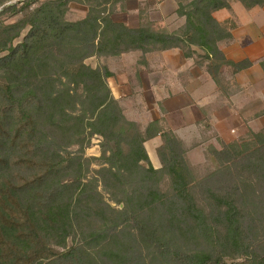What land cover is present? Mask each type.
I'll use <instances>...</instances> for the list:
<instances>
[{
    "label": "trees",
    "instance_id": "16d2710c",
    "mask_svg": "<svg viewBox=\"0 0 264 264\" xmlns=\"http://www.w3.org/2000/svg\"><path fill=\"white\" fill-rule=\"evenodd\" d=\"M38 1L0 12V54L6 53L0 57V264H128L123 228L136 221L145 242L156 243L165 227L156 225L154 216L164 213L169 227L192 218L193 226L179 228L183 236L199 242L191 235L202 230L208 245L169 251L174 264H264V259L250 258L228 262L214 251L205 211L191 192L184 142L165 128L164 120L144 132L129 121L109 87L113 74L108 66L86 63L132 51L145 55L180 49L219 83L223 68L236 74L253 65L228 60L220 49L233 40L237 24L233 19L220 23L214 14L231 10L233 0H176V14L185 23L175 31L155 29L152 23L131 28L95 9L69 21L74 0L33 6ZM236 1L248 10L264 6V0ZM6 14L22 18L7 24L1 20ZM142 15L148 17L140 12V20ZM27 27L28 34L15 44ZM260 65L264 72V61ZM94 136L103 139L99 158L86 155ZM156 136L163 141L159 169L145 148ZM221 143L222 150L213 148V155L221 165L232 164L237 144ZM104 192L124 207L110 204ZM211 193L224 209L227 229L218 241L243 245L238 208ZM77 236L81 241L69 247Z\"/></svg>",
    "mask_w": 264,
    "mask_h": 264
},
{
    "label": "crops",
    "instance_id": "0c3cea01",
    "mask_svg": "<svg viewBox=\"0 0 264 264\" xmlns=\"http://www.w3.org/2000/svg\"><path fill=\"white\" fill-rule=\"evenodd\" d=\"M136 1L137 7L128 9L127 14L139 21L140 4L150 0ZM149 4L151 7L156 5L151 9L159 8L162 15L161 23L154 24L156 29L168 27L169 31H175L185 23V19L176 14V0H153V4ZM231 7V10L222 9L214 14L220 23L234 18L237 24L232 31L233 40L221 43L220 49L228 60H250L253 65L236 74L231 72L225 90L220 84L224 71H229V67L221 70L220 82L217 83L194 59L185 58L180 49L145 55L141 51H132L118 57L101 58L113 74L108 84L126 118L137 123L143 132L152 122L164 120L165 128L172 130L189 149L192 147L189 158H201L198 148L202 146L193 148L194 138L201 133L200 129L213 127L224 141L234 140L230 135L232 130H222L225 114L235 117L244 127L253 128L254 117L248 113L250 97L264 96V72L260 65L264 61V6L248 10L233 0ZM152 12L149 16L154 21ZM170 20H178L180 25L172 29L167 26ZM125 24L131 28L140 26L139 22L137 25ZM256 120H264V115ZM162 145L161 136L145 143L150 162L156 169L162 167L158 156ZM154 154L158 162L153 158Z\"/></svg>",
    "mask_w": 264,
    "mask_h": 264
},
{
    "label": "rangeland",
    "instance_id": "374dc122",
    "mask_svg": "<svg viewBox=\"0 0 264 264\" xmlns=\"http://www.w3.org/2000/svg\"><path fill=\"white\" fill-rule=\"evenodd\" d=\"M26 0H0V12L7 6L18 4L22 6ZM45 0H39L33 6H38ZM153 4V0L149 1ZM149 2L140 4V12L147 15L145 18L142 15V20L129 16L128 9L133 10L137 7L136 0H74L69 4V10L66 15V19L69 21H78L83 19L91 9L98 10L104 14L111 13L115 22H121L124 24L137 25L143 23H161L160 19L162 15L160 9H151L154 6H150ZM152 12L150 20L149 12ZM128 13V14H127ZM22 18L19 16H12L6 14L1 20L7 24L17 22ZM234 21H236L233 18ZM180 25L178 20L173 22L170 20L172 29L177 28ZM156 29V27H154ZM179 28V27H178ZM168 29V27L166 28ZM29 27H27L21 37L15 41V44H19L23 41L24 37L28 34ZM6 55V53L0 54V57ZM86 63L93 68L104 65L101 58H89ZM229 71L225 70L223 73V79H221V87L226 86V82L230 77ZM251 98V104L249 105L250 111L254 117L253 128L244 127L235 117L225 114L222 122V130L228 129L231 131L233 141L237 146L232 150V154L235 155L232 164L221 165L220 161L213 155V148L222 150V141H224L220 135L214 130V128L200 129L201 133L194 138L195 145L193 148L202 146L200 149L201 158H195V156L189 158V151L192 147H187V163L189 165L191 175L194 183L192 184L191 192L197 200V204L205 211L206 220L205 228L208 231L207 236H211L212 242H215L214 251L222 253L228 262H232V259L237 262H242L246 258L255 259L261 261L264 259V120H256L260 116L264 115V96L254 95ZM263 100V102H261ZM227 113V112H226ZM256 120V121H255ZM253 133L260 134L254 136ZM103 139L100 136H94L90 147L86 149V155L88 157L101 156V143ZM225 143H231L226 142ZM196 154V153H195ZM203 154V156H202ZM194 155V153H193ZM153 158L156 156L154 154ZM157 160V158H156ZM158 162V160H157ZM100 163L94 164V168L98 169ZM159 164V163H158ZM102 190V188H101ZM215 192L218 197L222 199H228L232 201L238 208L237 218L240 221V228L242 232V244L230 245L225 244L222 239L227 233L225 217L223 208L221 209L217 202L214 201L212 193ZM105 198L113 206L122 209L123 204L117 206L111 201L114 196L104 192ZM180 203V202H179ZM179 205V204H178ZM165 210H163L164 212ZM168 215L163 214L162 217L155 215L156 225H163L162 233H159V240L156 243L151 239L150 242H145V239L140 235L138 231V223L131 220L128 222L123 232L127 234L126 239L123 241L129 243L128 245V264H174L173 259L169 251L173 249L181 251H191L195 249H206L208 247L206 238L202 239V230L195 231L199 238V242L191 241L190 235L183 236L184 231L179 228H188L195 224L192 218L186 217L181 224H177L173 227H169V224L165 222ZM178 228H177V227ZM129 233V234H128ZM200 235V236H199ZM75 240L70 239L68 246H74L77 242L81 241L80 236L74 237ZM190 239V240H189Z\"/></svg>",
    "mask_w": 264,
    "mask_h": 264
}]
</instances>
